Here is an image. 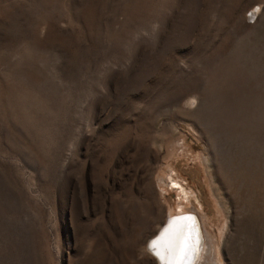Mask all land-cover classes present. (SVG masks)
Instances as JSON below:
<instances>
[{
	"label": "rangeland",
	"instance_id": "374dc122",
	"mask_svg": "<svg viewBox=\"0 0 264 264\" xmlns=\"http://www.w3.org/2000/svg\"><path fill=\"white\" fill-rule=\"evenodd\" d=\"M182 212L264 264V0H0V264H157Z\"/></svg>",
	"mask_w": 264,
	"mask_h": 264
},
{
	"label": "bare ground",
	"instance_id": "6f19581e",
	"mask_svg": "<svg viewBox=\"0 0 264 264\" xmlns=\"http://www.w3.org/2000/svg\"><path fill=\"white\" fill-rule=\"evenodd\" d=\"M168 185L173 189L179 190L182 193V195H184V197L188 199L189 192H186L185 188L182 187L173 177H170V180H168ZM188 214H191V215H188ZM189 217L191 219H188ZM173 221L174 223H172ZM200 225L201 224L198 220V217L195 215V213L193 214V212L192 213L182 212L176 215L171 214L166 219L164 224L159 228L158 232L153 237H151L150 240L148 241L147 248L149 249L148 251L153 257L154 261L157 264H162V261H167L168 260L167 250L171 248L173 251V259L177 260L178 264H186V259H190V257H192L193 255L192 251L195 249V246H196L195 229L198 228L199 233H200L201 232ZM177 227H179V233L176 232ZM174 237L177 240V243L175 244L173 243ZM184 238L187 239V249L183 257H181L179 240L184 239ZM200 240H198L197 249L199 248V245H200V248L198 249V252L196 251L197 253L195 257L196 261L198 262L197 264H199L200 262L198 260H201L203 258V255H204L203 253L205 252V248L207 247L205 242L203 243L202 237H200ZM153 241H158L159 243V249H158L159 255H157L156 251L150 248V244ZM206 251L208 250L206 249ZM204 256H206V253Z\"/></svg>",
	"mask_w": 264,
	"mask_h": 264
},
{
	"label": "snow or ice",
	"instance_id": "6c2138e0",
	"mask_svg": "<svg viewBox=\"0 0 264 264\" xmlns=\"http://www.w3.org/2000/svg\"><path fill=\"white\" fill-rule=\"evenodd\" d=\"M188 219H191V218L189 217ZM172 223H174V221ZM176 232L179 233V227L176 228ZM173 243L174 244L177 243V240H176L175 237L173 239ZM179 244H180L181 257H183V255H184V253L186 252V249H187V239L184 238V239L179 240ZM150 248L153 249L154 251H156L157 255H159V253H158V249H159L158 241H153L150 244ZM167 253H168V260L167 261H162V264H178V261L173 259V251H172L171 248H169L167 250Z\"/></svg>",
	"mask_w": 264,
	"mask_h": 264
},
{
	"label": "water",
	"instance_id": "95a60500",
	"mask_svg": "<svg viewBox=\"0 0 264 264\" xmlns=\"http://www.w3.org/2000/svg\"><path fill=\"white\" fill-rule=\"evenodd\" d=\"M188 215H191V214H188ZM193 218H194V216H193ZM195 233H196V240H195L196 246H195V249L192 251L193 252L192 257H190V259H186V264H196V262H197L196 259H195V257H196V253L198 252V249L200 248V245H199V248L197 249V247H198L197 245H198V240H200L201 234L199 233L198 228L195 229ZM200 242H201V240H200Z\"/></svg>",
	"mask_w": 264,
	"mask_h": 264
}]
</instances>
